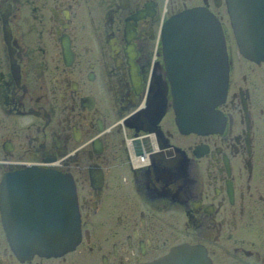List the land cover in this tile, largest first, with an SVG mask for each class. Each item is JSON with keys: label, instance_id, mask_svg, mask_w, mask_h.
I'll use <instances>...</instances> for the list:
<instances>
[{"label": "flooded vegetation", "instance_id": "flooded-vegetation-1", "mask_svg": "<svg viewBox=\"0 0 264 264\" xmlns=\"http://www.w3.org/2000/svg\"><path fill=\"white\" fill-rule=\"evenodd\" d=\"M181 1L0 0V264L148 263L177 227L214 264H264V61L240 52L229 0ZM195 7L220 20L229 58L222 130L209 133H183L173 104L153 108L152 85L168 78L159 24ZM71 180L76 249L20 259L10 239L29 218L57 212L66 240Z\"/></svg>", "mask_w": 264, "mask_h": 264}, {"label": "water", "instance_id": "water-1", "mask_svg": "<svg viewBox=\"0 0 264 264\" xmlns=\"http://www.w3.org/2000/svg\"><path fill=\"white\" fill-rule=\"evenodd\" d=\"M257 3V0H254ZM201 8L186 10L171 17L162 28V43L167 60L169 76L172 81V92L179 104V123L186 131L194 130V110L198 113V125L201 127L203 120L206 122L210 115V108L220 103L218 99L222 87L221 80L218 84V73L223 74V62L220 57V42L213 27L207 22L210 18ZM249 17L253 18L255 24L251 26L255 29L253 34L254 46L261 50L259 56L264 59V9H253L249 12ZM247 37L248 36H244ZM208 45H213L210 49ZM194 48L198 51L194 53ZM194 54H197L194 56ZM212 55L211 61L206 60L202 55ZM262 56V57H261ZM203 62V63H202ZM203 69L197 72L199 67ZM216 77V79H213ZM206 79V80H204ZM208 107V109H206ZM70 202V237L62 242L58 241L59 234L57 227L37 225L33 220L29 228L25 231L15 230L13 239H27V241H12L11 247L19 257H31L34 254L59 255L72 250L79 242V220L76 202L74 206V187L71 188ZM76 200V198H75ZM58 217L56 212L54 215ZM76 216V217H75ZM201 246L182 244L173 247L161 260L143 264H194V255L205 253L198 249ZM200 251V252H199ZM207 256V255H206ZM204 254L203 260H197L198 264H206L207 258ZM210 264V261H208Z\"/></svg>", "mask_w": 264, "mask_h": 264}, {"label": "bare ground", "instance_id": "bare-ground-1", "mask_svg": "<svg viewBox=\"0 0 264 264\" xmlns=\"http://www.w3.org/2000/svg\"><path fill=\"white\" fill-rule=\"evenodd\" d=\"M228 4H229V10H228V15H229V18L231 19V26H232V29H233V36H234V38H236L238 41H237V43H238V45H239V47H240V50H241V52L243 53V55H245L246 57H248V58H250V59H254V58H258V57H260L259 55L260 54H258V53H260L261 52V50H259V49H257L255 46H254V44H253V39H252V36H253V34H254V32H253V30H252V28H251V24H250V21H249V9L247 8L245 11H244V13L242 12V11H238V5H237V3L235 2V0H231V3L228 1ZM170 6V5H169ZM186 9V8H185ZM166 11H167V9H166ZM205 12V14H207L210 18H207V22L213 27V29H214V31H215V33H216V35H217V37H218V39H217V41L219 40V42H220V57H221V60H222V62H223V74H221L220 75V73H218V84H219V81L221 80V82H222V87L220 86V84H219V90H220V94H219V100H220V103H219V105L220 104H222L223 103V101L225 100V97H226V92H227V87H228V77H229V58H228V54L226 53V47H225V40H224V35H223V31H222V25H221V23H220V20L216 17V16H214L210 11H207V10H205L204 11ZM224 15V14H223ZM221 16V15H220ZM219 17V16H218ZM167 21V19H165L164 20V18H163V20H162V23H161V25L159 24V29L161 28L162 29V27H163V24L165 23ZM161 31V30H160ZM159 31V37H155V39H160L161 37H162V33ZM248 36V38L247 37H244V36ZM198 50L196 49V48H194V53H196ZM203 57H205L206 59L205 60H207L209 57H208V55L207 54H205V55H202ZM262 56H264V55H262ZM261 56V57H262ZM203 63V62H202ZM202 71V67H199L198 69H197V72H201ZM141 74V73H140ZM169 76V75H168ZM157 77V76H156ZM170 77V76H169ZM141 79V78H140ZM213 79H216V77H213L212 78V80ZM204 80H206V79H204ZM172 83V81L169 79V83ZM155 84H153L152 85V92L155 94V96H154V103H153V108H156V103L158 102L159 103V107H160V109H163V108H165L166 107V105L168 104V100H170V104L172 105L173 104V99H174V97H173V93L171 92V96H172V99H171V97L169 98V96H168V93L170 94V91H169V86H168V78H167V76H165V78L164 79H162V77H158V80L157 81H155L154 82ZM133 84H134V86H135V83L133 82ZM136 86H138V83H136ZM135 86V87H136ZM149 87V86H148ZM137 88V87H136ZM171 89H172V87H171ZM150 94V93H149ZM152 95V94H151ZM150 97H152V96H150ZM149 99V98H148ZM146 100V99H145ZM156 100H158V101H156ZM156 102V103H155ZM140 105L141 106H144L145 104H144V102L143 103H140ZM169 105V104H168ZM148 107H149V105H148ZM152 106H151V104H150V108H151ZM217 107L218 106H216V107H214L213 108V111H212V108H210L209 110H210V113H211V117H212V124L211 125H207L204 129H203V131L204 132H206V133H209V132H213L214 130L216 131V129H214V127L217 125V124H219L218 125V127L220 126V124H221V117H220V114H219V112H218V110H217ZM152 108V109H153ZM145 109H146V106H145ZM142 110L141 112H140V114L141 115H144L147 111H149V110ZM159 109V110H160ZM206 109H208V107H206ZM168 110V109H167ZM157 113V112H156ZM194 113H196V111L194 110ZM154 115H155V113H153V112H150L149 113V115H147V116H151L152 118L154 117ZM162 115V114H161ZM146 116V117H147ZM157 118V117H156ZM21 123V122H20ZM223 123V122H222ZM153 125V124H152ZM110 126V125H109ZM107 127V126H106ZM217 127V128H218ZM223 127V126H222ZM112 128V127H111ZM108 129V128H107ZM220 129L222 130V128H220L219 127V131H220ZM111 130V129H110ZM182 130V132L183 133H188V131H186V130H184V129H181ZM107 131V130H106ZM192 133H193V131H192ZM200 133V132H199ZM114 134V133H113ZM198 135V134H197ZM122 136H123V134H122ZM150 137H147V140L149 141V144H151L152 146H150L152 149H151V151L152 150H155V149H160V153H159V155H162L163 154V149H162V147H161V145H160V138H159V136H157L156 134H150L149 135ZM127 137V136H126ZM132 139V138H131ZM130 138H129V140H128V144H130V142H132V141H130L131 140ZM135 140H137V139H135ZM134 140V141H135ZM133 141V142H134ZM168 141V140H167ZM200 141V140H199ZM135 144V143H134ZM163 144V143H162ZM135 145H137V143L135 144ZM206 145V144H205ZM131 148H132V146H131V144L129 145V149H130V151H131ZM206 148V147H205ZM168 149V148H167ZM207 149V148H206ZM133 150V149H132ZM168 151V150H167ZM169 152V151H168ZM205 152H206V150H205ZM177 153V152H176ZM175 153V154H176ZM131 154V153H130ZM204 154V153H203ZM203 154H202V156H203ZM168 155V154H167ZM132 156V155H131ZM169 156V155H168ZM139 157V156H138ZM138 157H137V159H138ZM21 160V159H20ZM19 160V161H20ZM172 160V159H171ZM171 160H168V162H170ZM23 161V160H22ZM28 163H29V161H28ZM146 163V164H145ZM142 165H150L151 166V168H154V167H158V168H161V165L159 164V163H157L156 161H149L147 158H142V159H140V157H139V159H138V161H137V163H136V166H142ZM15 166V165H14ZM7 167V166H6ZM16 167V166H15ZM32 167V166H31ZM56 167V166H55ZM26 168V167H25ZM79 169V168H78ZM81 169V168H80ZM162 169V168H161ZM39 170V169H38ZM97 170V169H96ZM95 170V171H96ZM44 171V170H43ZM95 171H94V178H93V180L95 181H97L98 183H100L98 180H97V178H95V176H96V174L97 173H95ZM41 172V171H40ZM73 172V171H72ZM77 172V171H76ZM79 172V171H78ZM98 173H100V172H98ZM31 174V173H30ZM70 174V173H69ZM74 174V173H73ZM76 175V174H75ZM80 175V174H79ZM82 175V174H81ZM99 175V174H98ZM79 177V176H78ZM75 178V177H74ZM83 178V177H82ZM80 179V178H79ZM104 179V178H103ZM15 180V179H14ZM51 180H52V178H51ZM81 180H83V179H81ZM104 181V180H103ZM107 182V181H106ZM24 183V182H23ZM69 183H71V186H70V195H71V192H72V190H71V188H72V186L74 187V192H75V194H74V197H73V200H74V202H72L71 204L74 206V204H75V202H76V206H77V210H78V204H77V195H76V189L77 188H75V186H74V183H73V180H71V182H69ZM105 183V182H104ZM94 187V186H93ZM22 188V187H21ZM111 188V187H110ZM13 189V188H12ZM16 190V189H15ZM1 194H3V193H1ZM68 195V194H67ZM3 196V195H2ZM32 198H34V197H32ZM39 198V197H38ZM70 198V202H71V197H69ZM75 198H76V200H75ZM6 199V198H5ZM21 200V199H20ZM1 201V200H0ZM54 203V202H53ZM64 204V203H63ZM79 205H80V203H79ZM8 207V206H7ZM82 211V210H81ZM35 212V211H34ZM71 212H68V215L70 214ZM85 213V212H84ZM83 216V215H82ZM42 217V216H41ZM76 217V216H75ZM9 218V217H8ZM80 215H79V210H78V220H79V223H80ZM15 220V219H14ZM54 221V220H53ZM8 222V221H7ZM66 228V227H65ZM81 228V227H80ZM8 234V233H7ZM9 235V234H8ZM79 239H80V237H82L81 235L82 234H80V232H79ZM11 240V239H10ZM80 241V240H79ZM11 242V241H10ZM79 243V242H78ZM189 243V242H188ZM78 245V244H77ZM76 245V246H77ZM10 246V249L11 250H13L12 249V247H11V244L9 245ZM75 246V247H76ZM74 247V248H75ZM73 248V249H74ZM72 249V250H73ZM76 249V248H75ZM198 249H201V250H203V251H205L206 252V250H205V248L204 247H198ZM72 250H70V251H72ZM14 251V250H13ZM200 252V251H199ZM14 253H15V251H14ZM16 254V253H15ZM64 254V253H63ZM205 256L207 255V252H206V254L205 253H203ZM203 254H202V252L201 253H197L196 255H194V257H191V258H194V264H198V262L196 261V259L197 260H203L204 259V257H203ZM37 255H40V256H42V254H37ZM60 255V254H59ZM58 255V256H59ZM166 255V254H165ZM164 254H163V256H165ZM43 256H48V255H43ZM159 256V255H158ZM163 256H159V258H156V256H155V260H153V262L155 261L156 262V260L157 261H159V260H161L160 258H162ZM19 257V256H18ZM207 258L205 259V262H206V264H208V261H210V264H213V262H212V260L210 259V257L207 255L206 256ZM20 259L21 258H25V259H30L31 257H19ZM147 262V261H146ZM152 261H150V263H151ZM134 263V262H133ZM149 263V262H148Z\"/></svg>", "mask_w": 264, "mask_h": 264}, {"label": "rangeland", "instance_id": "rangeland-1", "mask_svg": "<svg viewBox=\"0 0 264 264\" xmlns=\"http://www.w3.org/2000/svg\"><path fill=\"white\" fill-rule=\"evenodd\" d=\"M157 3L159 5L160 9H162V11H163V8H164V11L166 10V8H169L168 10H172V9H176L178 7H181V3L186 4L185 2H182L181 0H157ZM157 37H159V35ZM158 40H159V38L156 39L157 42H159ZM169 98H170V96H169ZM261 99L264 100V96H261ZM262 100L259 101V102L263 103ZM168 104L170 105V100H168ZM168 104L166 106H169ZM134 163L136 164L137 162L134 161ZM127 203H129V202H127ZM138 218H139V215L136 212H134L133 219H135V220H137L139 222ZM153 222H155L154 219H153ZM176 229H177V232H176L177 234H175V235L177 236V239L174 242H172V243H174V246H179V245L183 244V243L181 244V241L184 240V237L182 236V233H181V229L182 228L177 227ZM223 239H224V237H220V240L223 241ZM194 246H198V245H194Z\"/></svg>", "mask_w": 264, "mask_h": 264}]
</instances>
